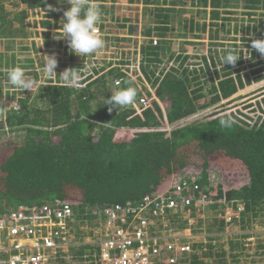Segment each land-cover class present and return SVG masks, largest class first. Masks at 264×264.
Masks as SVG:
<instances>
[{"label":"trees","instance_id":"1","mask_svg":"<svg viewBox=\"0 0 264 264\" xmlns=\"http://www.w3.org/2000/svg\"><path fill=\"white\" fill-rule=\"evenodd\" d=\"M130 1L144 4L152 24L140 31L139 14L134 19L125 18V22L119 24L120 30L127 28L130 34L142 33L140 69L145 82L142 79V85L138 84L119 65L120 61L115 66L109 64L108 69L95 78H89L82 88L50 80L40 87L33 102L21 101L20 109L6 110L0 128L7 126L12 131H19L21 139L15 141L0 166V201L9 207L20 208L53 199L68 200L75 205L77 213L83 214L86 207L100 209L137 202L170 178L198 167L202 168L198 181L209 189L213 199L224 197L228 201L239 199L244 203L245 211L236 222L243 230L252 228L255 223L262 222L259 218L264 214V120H258L252 126L236 122L231 128H222L220 119L228 116L226 105L236 93L253 81L264 79V74L260 73L262 68L258 67L264 64V57L252 50L250 60L263 59L251 65L254 66V78H250L249 74L242 73L244 55L236 45L229 49L235 50L241 58L235 65H225L221 57L227 49H210L209 54L200 56L199 62L190 63L186 49L189 40L179 52L170 44L176 30L175 20L184 24L182 30L186 34L192 33L198 39H203L209 32L211 40L222 41L219 40V28L213 30L215 34L211 33L214 26L220 25L227 33L243 31L247 27L246 31L253 35L247 38L248 41L256 36L264 38V0H242L239 6L248 16V24L245 27L244 24L235 25L234 30L225 28L226 20L230 18L223 15L229 13L230 0ZM3 3L12 4L11 7L24 4L29 10H40L43 19L38 25L48 30L58 26L64 10L70 7L59 0H0V36L8 37L25 33L28 14L9 17L1 7ZM49 4L61 11L47 12ZM187 6L196 7L197 14L204 13V17L209 13V22L200 24L196 23L198 16L191 15L190 19L184 16ZM188 19L190 23H187ZM98 25L106 33L119 32L102 17ZM156 37L158 44L154 45ZM117 79H121L120 88L127 87L129 82L136 88L134 102H138L146 91L147 96L153 98L151 106L141 114L132 104L109 112L110 106L103 103L111 96V90H117L118 87L113 86ZM210 108L213 110L204 119L179 125L170 132L161 129L165 118L174 125ZM126 129L137 132L129 136ZM193 154L200 158V163L192 160ZM211 163H219L229 171L246 173L249 184L227 191L222 184L211 186L213 181L206 171ZM72 190L80 195L77 199L71 197ZM212 206L216 207V204ZM83 223L86 224L84 218L79 217L77 225L81 229ZM225 227L224 219H216L208 231L220 232ZM251 235L243 233L220 244L215 242V236L196 239L193 243L195 251L179 264H209L208 259L218 264H240L246 258L264 264V240H256L259 250L255 254L245 246ZM94 251L91 245L80 246L75 254L83 259L81 256ZM60 264L69 262L62 260Z\"/></svg>","mask_w":264,"mask_h":264},{"label":"built area","instance_id":"2","mask_svg":"<svg viewBox=\"0 0 264 264\" xmlns=\"http://www.w3.org/2000/svg\"><path fill=\"white\" fill-rule=\"evenodd\" d=\"M96 30L100 34V30ZM157 43L158 39L154 38L153 44ZM260 59L263 58H256V61ZM125 66L135 71L123 68L133 78L136 75L145 80L139 61ZM258 67L264 74V64ZM78 73L79 82L73 86L82 88L89 78H95L101 71ZM120 84L121 79H117L113 86L116 88ZM152 99L146 97L132 105L141 114L151 106ZM261 105L256 106V110L249 106V110L225 113L238 123L252 126L258 120H264V103ZM250 109H254L253 112ZM198 177L174 176L137 202L100 209L86 207L83 214L77 213L75 205L68 200L53 199L20 208L9 207L0 201V264L75 262L78 258L76 250L87 245L93 246L95 251L83 255L84 260L78 264H179L195 249L194 238L180 232L177 219H187L194 210L199 212L207 205L216 204V209L229 224L240 219L245 211L244 203L239 199H213ZM79 217L84 218V226L90 218L94 219L93 228L81 235L77 229Z\"/></svg>","mask_w":264,"mask_h":264},{"label":"rangeland","instance_id":"3","mask_svg":"<svg viewBox=\"0 0 264 264\" xmlns=\"http://www.w3.org/2000/svg\"><path fill=\"white\" fill-rule=\"evenodd\" d=\"M120 1L122 2V0H91V3L99 6L101 17L106 19L108 22H111L113 24L112 27L115 26L119 32L106 33L105 30L100 29L97 23L96 28L100 30L99 36L103 39L104 46L98 49L95 53L86 57H82L70 52L66 40L54 39V33L55 30L59 28V23L58 26L56 25L50 30L42 28L40 25H38L43 19V14L40 12V10H29L24 4H16L11 7L12 4L3 3L1 7L9 17L19 18L23 16V14L28 15L25 18V33L23 35L18 37L0 36V120H3V122L5 121L6 110L13 108L20 109L21 101L27 100L28 102H33L40 93L39 89L42 85H44V83H47L51 80L53 82L66 84L65 81L60 79L59 73L67 68L76 67L77 72H90L91 70L100 72L107 70V66H109V64L115 66L116 64H119L120 61L121 64L135 65L139 60V56L137 58V51L135 50L138 49L139 46L141 47L142 42V33L140 31L148 26H151L152 24L148 20L146 8L143 4L139 5L140 7L137 5H129L127 12L130 18L134 19L136 14H139L140 31L133 33V35L136 37H121V33L126 31L127 28L120 30L119 28L122 27H120L119 24L124 23V19L128 17H124L126 14L118 4ZM241 3L242 0H230L231 7L227 9V12L229 13L223 14L224 16H229L227 18H230V20H226L225 28L227 27V29L231 28L234 30L235 25L240 26L241 24H244L245 27L246 24L247 26L248 16L247 14H244L243 9L240 8L239 5ZM197 10L198 9L196 7L187 6L185 7L186 12H184L183 15L188 16L189 19L191 15H195V17L198 16L196 17V23L199 22L202 24L203 21L209 22V13H207L206 17H204L205 14L202 13L201 15H198ZM189 19L187 20V23L189 22ZM175 21L176 22L174 23V26L176 27V30L173 31V37L171 38L170 46L172 45V48L175 46V49L173 50L179 52L180 49L185 48L184 45L185 42H187L186 39H188L190 45H186V49L189 51L188 54L190 58L188 60L190 63L199 62L200 56L203 54H209L210 49H229L234 48L232 45H236V49L239 52L242 51L244 58H246V60L244 59L245 63L242 65V68H244L242 73H247L250 75V78H254V75L252 74L254 66L251 65L256 61V58L254 60H250L248 58L250 55L252 57V50L250 49L251 41L247 40V38L251 35L246 31L247 27H245L243 31H232L231 33H227L223 31L221 25L214 26L211 33L215 34V31L213 30L219 28V40H222L216 41L210 39L211 37H209V32L204 34L203 39L194 38L192 33L186 34V32L182 30L184 25L183 23L179 24L178 20ZM16 22H18V20ZM17 26H19L18 23ZM210 27L211 26L208 25V30H210ZM45 31H47V33ZM44 32L48 35L43 34ZM137 36H140L141 39H139ZM252 36L253 35H251V37ZM254 38L260 37L256 36ZM139 41L140 44H138ZM218 44H223L224 46L222 47ZM52 54H55L58 60L56 67L57 73L54 76L49 77L44 69V59H46V55ZM165 60L168 62V57H166ZM13 67H20L25 72L26 76L32 79L33 88L31 90L24 91L23 89L10 84L7 79V72ZM122 68L130 69V66H122ZM130 70L135 73L133 69ZM138 78L141 77L135 75L134 80L138 82V84L142 85V78L141 80ZM67 85L69 84L67 83ZM70 86L73 85L70 84ZM151 90L153 89L151 88ZM142 94L143 96L140 99H146V97L149 98L146 91H143ZM231 99L232 101L226 105V111L234 112L235 110L237 112H241L242 109L249 110V106H253V108L256 110V106H262L261 102L264 103V79L258 82L253 81L244 89L236 93ZM163 108L165 109L164 104ZM254 109H250V112H253L252 110ZM212 110L213 108H210L208 110L198 112L193 116L175 123L174 125L168 123L167 119L165 118L162 122L161 129L170 132L174 127L179 125H184L204 119ZM126 130L129 136H134V134L137 132V130L134 129ZM19 139H21V134L19 131H12L7 126L0 128V166L12 151V146L14 145L15 141L17 142ZM192 157V160L196 161L197 163L201 162L200 158L196 154H193ZM206 171L209 178L213 181L212 186H218L219 184H222L225 191L229 189H238L246 184H249V177L246 173L240 171H229L219 163H211L206 168ZM201 172L202 168L194 167L192 169H188V171H185L181 175L197 177L202 174ZM70 194L71 197H75L76 199L80 196L78 192L74 190H72ZM216 219L224 218L222 217L220 211L216 209V207L207 205L199 212L194 210L187 219L180 217L177 219L176 225L182 234H186L194 238L192 240H203L208 236H215V242H217V244L225 242L230 238H236L243 233H251L252 235L247 239L245 246L251 254H255V252L259 250L256 240H264V214L259 218V221L262 220V222L255 223L253 227L248 230L241 229V225L235 221L226 224L224 231L213 233L209 232L208 227ZM93 220L94 219L90 218L87 221L88 225L84 226L83 229L77 225L78 229L80 228L78 233L89 232L90 229L93 228V226H91L93 225ZM83 225H85V223H83L82 226ZM82 260L83 259L78 257L77 261L73 262L70 260L69 264H78L81 263ZM207 262H209V264H218L217 261L209 259ZM240 264H263V262H251L250 258H246Z\"/></svg>","mask_w":264,"mask_h":264},{"label":"clouds","instance_id":"4","mask_svg":"<svg viewBox=\"0 0 264 264\" xmlns=\"http://www.w3.org/2000/svg\"><path fill=\"white\" fill-rule=\"evenodd\" d=\"M65 2L70 7L64 10L63 16L59 21L60 27L55 30L54 39L66 40L69 51L79 56L86 57L95 53L104 46V41L96 30V25L101 19L99 6L91 3V0H59V3ZM49 10L61 11V8L49 4L46 11L48 12ZM250 49L259 52L264 57V38L251 39ZM140 58L141 54L138 60L139 62ZM240 58L241 55H237L235 50L227 49L221 57V60L225 65H235ZM57 64L58 60L55 54L46 55L44 69L49 77L57 73ZM59 74L61 80L71 85H75L80 79V74L76 71V67L67 68ZM7 79L12 86L23 89L24 91L33 88L32 79L27 77L20 67L11 68L7 72ZM117 85H119V81H117ZM111 93V96L103 103V105L110 106L108 109L109 112L113 109L120 110L125 106L131 105L137 96V90L132 86L131 82H129L127 87H118L117 90H111ZM235 123L236 121L231 115L220 119L222 128H231Z\"/></svg>","mask_w":264,"mask_h":264},{"label":"crops","instance_id":"5","mask_svg":"<svg viewBox=\"0 0 264 264\" xmlns=\"http://www.w3.org/2000/svg\"><path fill=\"white\" fill-rule=\"evenodd\" d=\"M121 3V4H120ZM120 3H118L119 5H120V7L123 9V11H124V13L126 14V16H124V17H128L129 18V15H128V12H127V9H129L128 7H129V5H137V6H139V5H142L143 3L141 2V1H136V2H133V1H130V0H122V2L120 1ZM123 4V5H122ZM144 5V4H143ZM140 7V6H139ZM141 7H143V6H141ZM139 23H140V21H139ZM134 35L133 34H130L129 32H128V30H126V31H123L122 33H121V37H123V38H130V37H133ZM134 37H136V36H134ZM137 37H139V39H141L140 38V36H137ZM187 41H188V39H186ZM138 44H140V41H139V43ZM175 47V46H174ZM135 51H137L136 53H137V58H138V56L140 57V46H139V48L138 49H136ZM119 59V58H118ZM111 63V62H110ZM125 65H127V64H125ZM124 65V66H125ZM80 234V233H79ZM82 234V233H81Z\"/></svg>","mask_w":264,"mask_h":264}]
</instances>
